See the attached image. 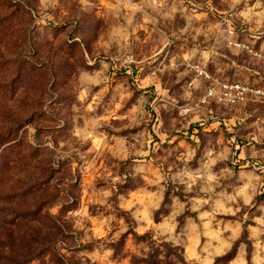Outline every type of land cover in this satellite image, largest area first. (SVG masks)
<instances>
[{
	"label": "rangeland",
	"instance_id": "374dc122",
	"mask_svg": "<svg viewBox=\"0 0 264 264\" xmlns=\"http://www.w3.org/2000/svg\"><path fill=\"white\" fill-rule=\"evenodd\" d=\"M223 82L264 90V0H0V264H264Z\"/></svg>",
	"mask_w": 264,
	"mask_h": 264
},
{
	"label": "built area",
	"instance_id": "2783aa9c",
	"mask_svg": "<svg viewBox=\"0 0 264 264\" xmlns=\"http://www.w3.org/2000/svg\"><path fill=\"white\" fill-rule=\"evenodd\" d=\"M247 94H258L264 97V90L240 82H223L220 85V91L218 94L214 91V87L207 88L201 101H205L208 97L216 95L221 100L237 102L244 99Z\"/></svg>",
	"mask_w": 264,
	"mask_h": 264
}]
</instances>
